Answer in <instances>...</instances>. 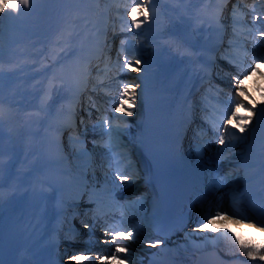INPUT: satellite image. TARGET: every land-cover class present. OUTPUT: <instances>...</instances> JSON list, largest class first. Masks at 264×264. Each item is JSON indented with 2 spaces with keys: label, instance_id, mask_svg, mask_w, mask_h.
Segmentation results:
<instances>
[{
  "label": "rangeland",
  "instance_id": "rangeland-1",
  "mask_svg": "<svg viewBox=\"0 0 264 264\" xmlns=\"http://www.w3.org/2000/svg\"><path fill=\"white\" fill-rule=\"evenodd\" d=\"M94 1L95 3L92 5V9H98L100 1ZM169 1H172L176 6V13L174 14L176 24H167L181 32L180 37L177 38L176 44L184 46L186 44L185 40L189 38V35L196 39L200 43V46L213 48V52L215 53L213 58L216 62L214 66L212 64L210 73H214L217 76V80H211L209 83H202L200 85V90L194 93V97L196 98L192 104L193 110L190 116L192 123L188 128V136L185 140V143L188 145L194 143L196 148L194 152L196 153L197 150V152L201 154L202 162L207 165L216 166L220 169L219 174L213 175L210 179L209 182H211V187H207L209 190V203L207 206L209 208L206 210L204 207H201L200 209L203 214L206 213V217H211L212 214H209L207 211H209V209L212 210L214 207H220L223 204L232 206L233 208L237 207V201H233L230 190L236 186H241L243 183L239 182L237 184L233 180L236 177L237 171H244L240 165L241 163H247V161H243L242 158L248 154L251 146L264 147V117L261 116L259 110L260 106H264V41L260 34L261 32H264V0H250V4L247 8L252 9L253 12L244 9H238L237 12H232L236 7H234V5L230 6V4H233V0H229L226 2L224 15L222 14L223 12H218V7L224 6L222 0H210L207 4L208 7H205L206 3L202 4L204 0ZM89 2L90 0H41V2L40 0H31L29 7H27L30 8L29 14L26 12L27 8L23 7L20 8L18 13L14 12L20 17V19L24 20V30H18L19 32H15V36L16 38L23 40L26 47L23 46L22 52L18 51L15 55L12 51L6 53L5 50L2 49L3 51L0 52V74L3 76L4 80L10 84V89H15L16 86H23L29 90H26L27 93L32 92L33 94H38L39 90L35 85L37 84L38 87L42 89H45V85L42 86V82L40 80L36 82V80L45 77V72L50 70L53 65H63L67 69L69 75H71L70 71L76 73L79 72L77 68H75L78 65L81 64L85 66L84 60L87 59L89 55V53H85V48L89 46L90 39L96 33H94V27H91L90 29L86 28L83 13L85 11H88L89 13L91 12L90 16L96 20L107 18V27L111 28L110 30H113V34L110 35L113 40H106L107 43L100 42L106 44L104 47L111 45L118 49L115 56H118V58L114 61V65L118 67V70L111 74L113 81H105L106 84L104 85L98 84V82L104 81L102 78L103 75H108L106 72L108 66H106V64L97 62L94 65L90 64L86 66V68L88 67L92 72V79L96 80V85L99 88L96 89L94 94L98 96L105 106H107L108 113L105 118L113 114L121 117V124L113 127L118 131H122L123 129L121 128V125L129 127L132 123V118L134 117L133 114L136 113V109L134 110L132 108L129 110L128 105H125L120 111H116V107L120 104L119 93L122 90V86L126 83L138 86L137 79H135L133 75L134 72L137 71L136 69H140V65L142 66L144 64L149 51H146V48L140 47V50L127 54L123 50L128 43L119 39V36L124 37L125 33L123 31H125L126 28H130L132 25L131 22H128V24L127 22H124L127 18L124 14H127L126 10L130 5H127L128 7L126 8V5L122 4L121 0H119V2H116V0H108V4L110 5L108 6L106 4L101 15L95 17V12L92 10L89 11L87 8ZM40 3H42V8H40ZM254 4L258 6L253 7ZM243 6L246 7V5ZM5 13L6 12L0 13V40H4L5 43H8L14 35L11 34L13 26H8L4 23ZM159 14L161 16L164 15L161 10L159 11ZM35 15L38 17L37 19L35 18ZM208 19H211L212 21L216 19L222 23L220 26L223 29L222 37L218 42L216 41V38H218L217 33L219 27L209 23ZM27 24H29L30 27H28ZM95 24H99L98 20ZM87 25H90V23H87ZM205 27H207L208 32L204 29ZM62 32H65V34ZM161 35L169 36L170 30L162 29ZM106 39H108V37ZM128 40L130 41V39ZM80 43H82V47L80 46ZM140 44L144 45V40H140ZM73 47L80 51V57L77 59L65 58V54ZM49 48L51 49L50 52L48 51ZM12 56H17V61H22L25 64L23 70L25 74L19 76V71L16 72V69L9 65L12 62ZM125 56L133 62L139 60L140 64H134L132 68H124L123 60ZM219 60H222L224 64ZM257 61H259V70L253 71L252 69L257 67ZM34 66H39L40 69L36 71L34 68V73H31ZM100 66H103V68L106 69L104 71H98L97 68ZM71 68H74V70H70ZM58 76L60 79L64 78V74L62 73ZM236 79L242 80V88L245 90V96H247L248 99H245L244 96H240L236 91ZM55 86L58 85H56L55 82H51L49 85L50 92L47 96L51 95ZM90 86H95V83L90 84ZM33 89H36L37 91H32ZM239 100H243L245 107L250 108L255 104V108L253 109L255 114L244 132H240V130L235 127L237 121L233 118L231 123L227 126L228 130L225 131V143L221 145L217 143L219 129L216 126L220 125L222 120L227 119L228 116L231 115V109L235 108V104ZM89 106L94 107V109H88ZM89 106H87V110L85 109V105H81L80 108H83L84 112H88V110H96L97 113H101L99 107H96L94 104ZM132 106H135V103L132 104ZM48 107L42 110L43 112L41 111L42 114H38L42 117L40 122L41 126L38 128L39 135H33L34 138H31L32 142L29 141V145L32 148L30 154L33 152L42 154L43 152L40 151L41 148L39 150L40 141L37 138H42V143L47 145L49 143V137L52 135V131L57 130V128H50L47 122V119H49L48 113H50L51 109ZM34 108L39 109L38 104H34ZM23 110L24 105L21 108V114L16 118L13 116L14 120L17 119V121H23ZM27 114L29 115V113ZM238 115L243 116L245 119L247 118L244 108L239 110ZM100 117L101 115H97L94 119L97 120ZM27 120L28 122H31L29 118H27ZM36 122L38 121L36 120ZM82 122V119L78 121V125H81ZM80 128L82 133L92 131L86 126H80ZM255 134H259L261 139L255 141ZM96 135L100 136L101 134L96 133ZM42 136H46V138L43 139ZM73 136V132H68V130L62 132L61 136L63 146L66 145L72 151L76 149L73 153H70L71 155L81 154L85 151L96 148L94 145L76 148L77 146L72 142ZM238 136L241 138L238 139ZM123 142L127 143L125 140ZM103 146H106L107 148H112L113 146L116 155H121L123 163L126 161L125 155L128 151H121V149L117 148L115 143L109 145L106 143L103 144ZM252 151L253 150H250L249 153L255 154L257 157L258 154ZM194 152L193 154H195ZM97 159L98 158L96 157L90 160L93 161ZM99 159L97 161L100 164L102 163L107 166L106 170L101 173L102 175H107L109 178L111 182V190L112 188L113 191L115 190V184H113L115 180L117 186L126 184L124 187L118 186V200H116V203H118L119 212L110 210L117 220L118 218L122 220L123 217L129 216V210L131 209L130 205L126 201L122 203V200L125 197H131L134 193L139 192H132L133 194H128L127 196L124 195L122 198L121 195L126 194V189L132 187L135 184L134 180H137V178L129 177L130 174L127 173V170L130 168L129 165L119 169V161L109 160L105 157H100ZM81 167H83L82 164L77 165V168L81 169ZM80 169L77 171H80ZM92 171L95 172V170ZM229 172H232L233 174L229 175ZM87 174L85 180L88 182L91 175L88 171ZM120 176H126L127 179L121 180ZM112 177H114L113 180ZM200 178L203 179L202 176ZM101 183V181H98L97 183H92L90 185L96 187V185ZM82 202L83 204L80 205L81 208L87 206V203L90 201L83 199ZM123 205L128 208H124L120 214ZM123 213L126 215L124 216ZM218 222H220V220L214 221V224ZM98 228L100 227H97L96 229L98 230ZM87 237H93L96 241L101 239L102 243L107 239L105 236H101L97 231L94 234L85 232L82 238ZM62 238L66 239L65 237ZM123 242V246H132V248L135 247L133 243L140 244L138 238L134 236L127 237V234L126 237H124ZM99 246L101 247V245ZM69 257H71V255L68 252L63 260L67 261L66 259H69ZM226 258L229 257L226 256ZM137 260L138 259H136V261ZM188 263H191V261L188 260Z\"/></svg>",
  "mask_w": 264,
  "mask_h": 264
},
{
  "label": "bare ground",
  "instance_id": "bare-ground-1",
  "mask_svg": "<svg viewBox=\"0 0 264 264\" xmlns=\"http://www.w3.org/2000/svg\"><path fill=\"white\" fill-rule=\"evenodd\" d=\"M153 3L152 5L155 7V11L159 10L160 6V0H151ZM119 2V0H118ZM135 2H139V0H121V3L124 5H130L131 8H129V12H127V22H131L132 20L136 19L137 17H141L138 15L136 11L132 10V5ZM146 1H144L145 3ZM95 3L94 0H90V2L87 5V8L89 11L96 12V16H100L102 10H104L105 5L108 6V0H100V6L98 9H92V5ZM103 5V6H102ZM146 5V3H145ZM124 10V9H123ZM220 10V9H219ZM84 15V21L86 23H90L88 26L89 28L94 27V32H98V36L94 37L92 40V43H95L97 40L103 39L104 35H107L109 33L108 28L105 27L101 28L95 22L94 18L90 16V13L88 11H85L83 13ZM167 15V13L164 15ZM101 20V19H99ZM106 20H102V23L104 24ZM16 26L15 28L17 30H21V24L22 21H19L18 18H16ZM15 22V23H16ZM100 22V21H98ZM162 23L160 29H168L171 28L167 26L166 21H161V17L159 15H156L153 21L150 23V25H147L143 27L140 30H144L146 32V36H140L138 34L139 29H131L128 31V37L130 39H136L139 40L144 39L145 44L147 45V48L149 49L151 45L156 44L155 48H158L160 46V51L157 52L156 55L152 57L150 62L148 64H144V68L146 71L141 84H140V93L144 92L146 89L149 90L151 86L156 85L161 88H163L165 91H167L170 95V103L168 107V125L173 130L172 131V152L176 157V160L179 163V167H181V171H187L189 170L190 173L197 172L199 174L205 175L204 182L197 183L196 185L192 187L196 188H202V185L208 187V179L213 177V175H218L220 172V169L216 166L209 165L206 167V164H201L202 166L198 168L197 170H193V168L189 167L191 158L189 156H185L183 154V146H181V142L184 139V133L186 130V126L188 124V121L190 119L191 115V109L193 108L191 105L188 110H186V106L190 103H187V100L191 97V93L193 90V87L196 86L198 82L202 80V78L206 77V73L209 72L207 69V66H210L211 59L208 60L207 63H204L201 61L202 57H206L207 50L203 49V54L200 56L199 60H196L195 57V51H193V56L189 55V48L188 47H179L174 44V42H170V38H163L160 40V42H153L152 39L155 36H160L159 33L154 32V30H157V23ZM209 23H212L209 21ZM213 25H216L217 27H220V22L214 21ZM104 26V25H103ZM133 27V26H132ZM221 30H218V33L220 34ZM134 37V38H132ZM132 45L131 48L134 50V48L139 47V44L136 41H131ZM21 41H17L16 43L10 41L8 44L4 43L3 41L0 43V48L7 49V51H10L12 49H21ZM130 47V46H129ZM128 47V48H129ZM141 47V46H140ZM166 48H170L171 55H166L164 53ZM109 50V49H108ZM113 49H111L112 54ZM186 53V55H184ZM168 59L169 66L165 71L160 70L157 64L158 61L161 60V58ZM111 57V56H109ZM114 58V57H112ZM146 62V61H145ZM160 64V62H159ZM55 70H65V68L61 65H55L53 68L49 70V77H55L57 75L58 71ZM204 70L203 74H201V71ZM80 76H73L70 80H68L69 84L74 87V91L72 92L70 89L64 90L61 86L63 83L61 81H58L59 85L53 90V93L51 97L49 98V103L51 106L59 111L52 113H56L57 117L55 119L50 118L51 124L58 123L59 126H66L69 123V120L67 118V115L60 110V106L63 104H66L68 109L74 108V104L76 101H78L79 98V92L82 87L86 86V74L84 70H81ZM112 78H109L107 81H111ZM43 81H46V78H42ZM3 91H0V93ZM61 94L60 97H57V95ZM143 94V93H142ZM12 100H19V95L16 93V91H11ZM45 92H43L42 96L38 99L35 98V102L39 101L40 105H43L42 101L45 97ZM63 95V96H62ZM2 96V95H1ZM90 98H93L92 95H89ZM108 96V95H107ZM7 98L0 100V105L4 103V101ZM181 99L182 105H181ZM260 109L264 108L263 106L259 107ZM50 112V113H51ZM180 115V118H179ZM8 115L5 114L2 110H0V126L4 125V129H7L9 133L11 134L12 143L13 141L16 142L17 147L15 148L14 152V158H12L9 162L6 149L4 147V136L0 132V185L5 190L6 198L0 201V232L1 230L6 226L7 222L10 220V218L13 216L14 213H19V218L21 221L22 226L25 227V229L28 231L29 235V250H35L36 249V256H30L29 250L26 249L22 255L20 260L17 264H53V263H60L62 258L66 256V253H70L71 256H79L80 261L83 262V264H138L134 260V255L142 256L143 259L149 257L151 252H157L159 255L162 252H170L172 254H175V257H181L183 259H186L187 257L193 256V261L197 260V257L200 253L211 250V249H218L222 251L224 254L238 258V256L242 257L241 261L235 260L234 262H231L230 264H257L258 262H261L263 264L264 260H260L259 256L264 255V249L260 251L256 255V259H252L251 257L246 255V251L242 252L240 249V245L236 239V237H241L245 240L249 238H254L257 242L264 241V218L263 214L264 211H262L259 215L255 214V211H251L250 208H246L244 205V197L246 198V191L249 190L251 186H253L256 182H259V178L262 174V168L261 167H255V164L258 162L256 160L257 158L255 155L247 154L243 157V160H250L252 163L250 166L245 165L244 163L241 164V166L244 168L245 173L243 172V178H250L253 179L251 184H244L242 188H236L234 190H231L232 196L236 198L237 204L241 203L244 205V207L240 209L232 208V206H227L225 204L221 205L220 207H214L211 210V217H206V213L202 214L199 212L198 207L205 206L206 210L209 208L206 205V196H196L194 198V202L192 206L187 210H191L190 212H187L184 210V217L181 218L179 221L181 223V227L177 230V233L172 234L171 232H163L158 233L159 236H163V240H159L160 244H157L156 246H150V244H155L157 240H155L156 236L154 233H152L150 230L146 228L145 221L140 220L138 218H130L129 222L124 225V223L116 222V220H113L109 225L105 224V220H107V217H104V215L101 214V212H96L97 218L96 223H100L103 225L108 231L106 230H98L101 235L105 236L107 239L106 241H101V239L97 240L96 245H92L95 240L86 242V240H74L71 243L76 244L77 246L74 247H63L61 246L56 255L53 254V249L51 248V242L58 243L59 239L50 233V223L53 220V206H54V194L51 192V188L45 186L43 184L44 179L42 181V173H47V176L45 178L48 180L55 179L61 182V184L65 187L68 185L64 183L65 176L62 173H59L58 168H51L47 167L42 169V172L39 173V175L36 173V170L33 166H22L18 165L14 168V170L18 171V174L15 175L11 168L13 167V162L18 161L21 158H24L23 151H25L26 142L23 140H19V138L23 135L25 137L30 136V130L29 129H21V136L19 137L17 133V129L13 126L12 123H10L7 120ZM11 117V115L9 116ZM94 115H90L84 120H88L86 127L91 129V132H87L86 134H82L80 129L75 130V143L77 147L82 146H88V145H94L96 149L94 152H86L84 155L79 156L76 161L79 163H84L87 165V169L89 172H92V169H100L103 165L100 164L98 161H94L90 164V159L92 157L96 156H105V157H112L114 155V152L110 148H106L103 146V144L109 143L111 140H116L117 142H121L122 134H119L117 131L113 130V125L118 124L121 122V119L119 117H113L110 116L107 119H99V120H92ZM74 119V118H73ZM72 119V120H73ZM107 120L108 123L104 124L103 121ZM186 121V125L184 123ZM80 128V126H79ZM96 133H100L101 135L98 136ZM116 137V138H114ZM255 139H261L259 134H255ZM78 138V140H77ZM54 143H58V140H55L53 138ZM191 157L195 161H199V153L196 150L195 151V145L191 144ZM126 148V147H124ZM255 148L254 146L251 147V149ZM262 147H258L257 152L259 153V156H263V151L261 150ZM193 152L195 154H193ZM54 155L56 156L54 159L61 161L62 167H68L66 165V160H64L63 155L58 151H54ZM188 157L191 159L189 160ZM49 158V157H48ZM47 158V159H48ZM200 162V161H199ZM6 163L9 164V168L7 171L3 172V170L6 168ZM41 166L40 164L38 167ZM104 170H106V166H103ZM232 175V173H230ZM240 173L236 175V179H240ZM99 177V181H106L105 175H102V173H91L92 180H97L96 178ZM177 177L179 179H182L181 174L178 172ZM196 181L195 179L191 178L190 182ZM43 182V183H42ZM93 182V181H92ZM10 186L9 188L7 186ZM107 183L105 185H99V188L107 189L106 187ZM191 187V186H189ZM241 190V191H240ZM108 194L111 193L110 190L105 191ZM247 194H253L251 193ZM17 199H21L19 202ZM102 200H109V195L106 198H102L99 200V204L103 202ZM134 201L131 205L132 208L139 212V214L142 213L141 209H143L145 206V202H136ZM257 202V203H256ZM31 203H34L33 206H30ZM250 204L256 203V209L262 205V203L258 202V199L252 198L249 201ZM205 204V205H204ZM194 205V207H193ZM51 208V214L48 213V209ZM90 210V209H89ZM217 210H223L226 211L227 218H215V212ZM209 212V211H207ZM192 215L190 216V214ZM200 213V214H199ZM41 215V216H40ZM247 217V219H246ZM211 219L213 222L216 220H220V222L211 224L209 228L207 229H201L199 228V224L201 222L207 223V221ZM77 220H82V217H78ZM236 221H239V223H236ZM79 223H82L81 221ZM48 226V228H46ZM85 228L84 226H81L80 229ZM89 230L91 229V226H88ZM134 230V236L139 239V245H136L137 249L131 250L127 249V251L122 254L118 253L117 257L115 259H106V260H100L98 257H109L112 252L115 251V243L112 242V236L111 233L113 230H117L118 232H124L125 234L129 231L127 229ZM229 230L231 233V237L225 236V231ZM176 231V230H174ZM173 231V232H174ZM95 232V230H93ZM62 233V232H61ZM171 233V234H170ZM69 237V236H68ZM187 241L188 245L183 246L182 242ZM123 241V237H117V242L121 245ZM47 242L48 246H47ZM78 243V244H77ZM101 245V247L99 246ZM174 245H177V248H173ZM172 248V249H170ZM187 249L188 254L183 253V251ZM85 250H87L89 253H84ZM254 250V249H253ZM183 254H180V253ZM82 253V254H81ZM135 255V256H136ZM159 255H155L152 259V261H149L144 264H164L163 260ZM85 256H88L89 259L85 260ZM67 262H64L63 264H78L77 261H72L70 259H66ZM192 263V264H195ZM186 263V262H185ZM168 264V263H167ZM229 264V263H228Z\"/></svg>",
  "mask_w": 264,
  "mask_h": 264
},
{
  "label": "snow or ice",
  "instance_id": "snow-or-ice-1",
  "mask_svg": "<svg viewBox=\"0 0 264 264\" xmlns=\"http://www.w3.org/2000/svg\"><path fill=\"white\" fill-rule=\"evenodd\" d=\"M29 4H30V0H0V13H4V12L18 13L21 7L27 8V7H29ZM127 7L128 6L126 5V8ZM132 10L136 11L139 16L143 17V19H134L131 21V24L134 27L140 28L141 25L145 24L146 22H148L150 20V13H149L147 6L144 3V0H139V2L133 3ZM260 34L264 35V32H261ZM134 64L139 65L140 61L136 60L133 62V61L129 60L126 56L124 57V60H123V67L124 68H132ZM136 70H138V69H136ZM252 70L253 71L259 70V61H257V67L252 69ZM137 87H138L137 85L127 84V83L122 86V90L119 93L120 104L116 107V111H120L122 108H124L125 105H128L129 107H131L132 104L135 103L136 88ZM236 91L239 93L240 96H244L245 99H248V97L245 96V90H243V88H242V80H240V79H236ZM241 108L245 109V113L247 114L246 119L243 116L238 115L239 110ZM254 108H255V104H253L252 107L249 108V107H245L243 100H239L235 104V108L231 109V115L228 116L227 119L222 120V123L220 125L216 126L219 129V138L217 140V143H219L221 145H223L225 143V139H226L225 131L228 130L227 126L231 123V120L233 118H235L237 121L235 124V127L238 128L240 130V132H244L247 125L253 119V116L255 114L253 111ZM260 111L262 114H264V108H262ZM225 114H227V113H225ZM103 123L107 124L108 121L104 120ZM233 135H234V133H233ZM120 179L125 180V179H127V177L126 176H120ZM209 214H211V209H209ZM215 218H227L226 211L217 210L215 212V216L213 217V219H215ZM246 219H247V217H246ZM211 223H212L211 219H209L207 221V223L201 222L199 224V228L207 229V228H209ZM236 223H239V221H236ZM88 226H89L88 224L84 225V227H86V228ZM111 236H112V242L115 243V251L112 252L109 257H98V259H100V260L115 259L117 257L118 253L127 251L126 248H122L120 246V244L117 242V237H125L124 232H117V231L113 230L111 233ZM127 237H133V233L128 232ZM236 239L240 245L241 251L242 252L246 251V255L251 257L252 259H256V255L258 253H260L261 249H264V241L257 242L254 238H249V239L245 240L239 236L236 237ZM157 244H160L159 240H157L155 242V244H150V246L154 247ZM69 259L72 261H77L78 264H83V262L80 261V258L78 255L77 256H71V257H69ZM88 259H89V257L85 256V260H88ZM259 259L264 260V255H260Z\"/></svg>",
  "mask_w": 264,
  "mask_h": 264
}]
</instances>
